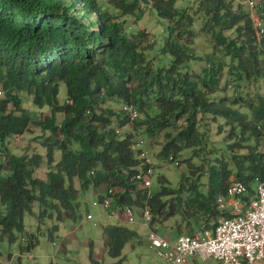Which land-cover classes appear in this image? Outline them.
Masks as SVG:
<instances>
[{
	"label": "trees",
	"instance_id": "obj_1",
	"mask_svg": "<svg viewBox=\"0 0 264 264\" xmlns=\"http://www.w3.org/2000/svg\"><path fill=\"white\" fill-rule=\"evenodd\" d=\"M141 1L168 21L159 48L171 56L166 67H155L146 54L153 46L148 31H126L118 21L141 11ZM175 1L107 0L105 7L98 0H0V202L5 207L0 241L14 242L23 233L24 215L35 202L39 221L52 217L53 211L57 219L75 218L81 191L102 184L115 189L120 215L125 206L140 215L148 209V226L154 230L181 215L185 233L191 235L231 216L219 210L217 199L232 182L245 183L251 196L255 178L264 180V94L249 90L258 84L264 88V35L258 39L251 13L241 3L234 6V0H198L193 14L176 8ZM257 10L263 19L264 6L259 4ZM199 13L205 19L200 31L213 51L194 73L187 64L199 58L193 29ZM60 83L66 88L63 102L58 98ZM229 88L234 90L231 96L218 95ZM22 92L32 96L35 106H48L49 115L34 121ZM108 102L134 105L138 118L131 119L121 106L115 111L105 105ZM59 113L64 116L60 123ZM205 117L214 122L221 118L230 126L223 145L209 148L199 125ZM33 123L49 130L42 140L50 166L47 181L33 176L43 161L41 154L17 155L6 146L10 137L23 135ZM127 125L131 130L118 134ZM143 130L150 136L165 130L160 159L179 162L178 155L190 149L191 157L183 161L187 172L206 175L205 184L184 171L176 188L157 175L161 188L155 194L137 183L135 174L144 162L140 155L145 150L137 147ZM56 150L60 158L54 163ZM196 156L207 166L193 165L190 159ZM97 196L100 199L102 192ZM57 230V224L49 228L50 240ZM103 236L114 258L121 256L126 243L138 239L136 231L119 225L104 226ZM37 242L35 234L29 235L25 250ZM90 258L100 264L92 250Z\"/></svg>",
	"mask_w": 264,
	"mask_h": 264
},
{
	"label": "rangeland",
	"instance_id": "obj_2",
	"mask_svg": "<svg viewBox=\"0 0 264 264\" xmlns=\"http://www.w3.org/2000/svg\"><path fill=\"white\" fill-rule=\"evenodd\" d=\"M100 5L108 7L107 0H98ZM198 0H176L175 7L179 10L186 9L190 14H193L197 9ZM254 2L264 6V0H253ZM143 1L140 2L142 6L141 11H137L135 15H124L118 18V21L123 25L126 31H137L139 29H145L150 33V40L153 42L151 49L147 51V55L150 59H154L155 67H166L169 65L171 56L161 54L159 48L164 43V38L167 35L168 21L166 18L158 16L156 10L145 4ZM241 3L243 9L251 13V17L258 15L257 8L254 7L250 10L247 2L243 0H234V6ZM111 12H114L112 7H109ZM204 17L199 13L196 15V21L193 24V29L197 32L195 39V50L196 55L199 57L195 60L190 61L187 64V70L194 73H199L206 64V57L209 56L212 51V45L208 41L207 36L200 31L201 23L204 21ZM264 23V17H263ZM229 33V32H226ZM224 61H229L228 57H224ZM227 71V67H224V72ZM221 86H223V82ZM254 87H256L254 89ZM251 92L258 91L264 94V88L261 84L251 86ZM66 88L64 83L59 85L58 98L61 102L65 101ZM234 90L229 88L225 92L218 93V95L231 96ZM3 96L0 91V97ZM24 106L30 110L31 117L36 120L43 119L50 113L48 106L37 107L32 102V96L26 92L20 93ZM112 107L115 111L120 108V103L108 102L107 104ZM248 114V111H246ZM63 114L59 113L56 115V122L60 123L63 119ZM200 122V130H205V137L209 148L212 145L221 146L228 138L230 126L224 125V120L218 118V122H214L210 117H205ZM217 123H221L219 128ZM140 128L139 130H141ZM131 130L130 125L124 126L118 132L122 134ZM174 133L173 129H166ZM164 131H159L155 135L150 134L143 130V134L139 135L143 138L141 146L145 150L149 161L152 163L154 169V175L152 183L149 187V192L155 194L161 188L157 180V175L164 176L168 181V186L176 188L181 177V173L187 172V164L183 161L191 157L192 151L190 149L183 150L176 160L179 162H170L165 159H160L157 153L161 149L165 142ZM140 132V131H139ZM139 132H136L139 133ZM49 135L48 129H42L40 126L34 123L29 127L23 135L12 136L6 141L8 149L17 155H34L41 154L43 161L41 165L36 168L33 172V176L43 181H47V172L50 168L47 163L46 150L42 144V140ZM252 143L253 139L250 140ZM225 145V144H224ZM224 147V146H223ZM260 150L264 152V140L260 143ZM243 149L241 152H245ZM194 155V154H193ZM60 158V152L58 150L54 153V163ZM193 165L196 167L204 163L205 167L207 163L201 156H196L190 159ZM193 179H198L199 175L189 174ZM206 175L200 176L198 179L200 184H205ZM74 185L79 188V182L74 179ZM106 185L102 184L98 187H89L84 191H81L78 199V209L76 211V217L70 218L63 216L62 219H57L56 212H52V217H46L39 221L36 218L39 205L37 202L33 204L32 212L26 213L23 218L24 231L19 233L14 242H8L5 238L0 241V264H92L90 258V251L92 250L93 258L100 264H111L116 262L120 257L123 258L121 264H168L159 257L153 249L149 247V236L154 232L155 235L161 238H167L170 241L175 240L179 233L176 229L177 224L180 223L181 234H186L187 228L185 227L184 220L181 219V215H177L168 219L167 221L160 223L155 226L156 230L153 231L149 228L148 224L144 222L140 217V213L134 209V221L129 222L123 215L113 214L109 212L101 205H93L94 201H98L99 192H104ZM5 213V207L0 202V214ZM91 214L92 218L87 219L86 215ZM192 221V220H191ZM186 222V221H185ZM54 224L58 225V230L54 234L52 240L49 239V228ZM107 225H119L132 229L137 232L138 239H133L125 244L122 249L120 257H110L107 253L105 244V238L103 236V227ZM198 227V226H197ZM196 227V228H197ZM195 228V229H196ZM35 234L38 242L36 246L31 248L29 251L25 250L29 235ZM185 264H219L216 260L209 258L201 260L199 258L189 257ZM264 264V262H263Z\"/></svg>",
	"mask_w": 264,
	"mask_h": 264
},
{
	"label": "built area",
	"instance_id": "obj_3",
	"mask_svg": "<svg viewBox=\"0 0 264 264\" xmlns=\"http://www.w3.org/2000/svg\"><path fill=\"white\" fill-rule=\"evenodd\" d=\"M247 2L250 10L259 4L253 0ZM258 12V10H257ZM253 18L256 36L264 35V23L259 14ZM122 111L131 119L138 118V111L132 104H122ZM137 147L142 148L141 142ZM144 158V166L135 174V180L142 187L149 188L152 183L154 169L145 151L140 155ZM253 195L250 196L248 186L242 181H234L223 196L218 197L220 211H227L231 216L221 217L211 230L199 228L193 234H179L170 241L153 232L149 236V247L156 251L168 264H185L189 257L206 260L212 258L219 264H257L264 262V180L255 178L252 185ZM103 196L93 205H101L113 214H120L114 205L115 189L105 190ZM245 197H249L245 199ZM121 215L127 221H134V209L129 206L122 208ZM91 219V214L86 215ZM147 224L151 220L148 209L140 217ZM155 231L154 229H152Z\"/></svg>",
	"mask_w": 264,
	"mask_h": 264
},
{
	"label": "crops",
	"instance_id": "obj_4",
	"mask_svg": "<svg viewBox=\"0 0 264 264\" xmlns=\"http://www.w3.org/2000/svg\"><path fill=\"white\" fill-rule=\"evenodd\" d=\"M257 264H263V262H258Z\"/></svg>",
	"mask_w": 264,
	"mask_h": 264
}]
</instances>
